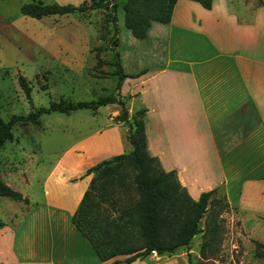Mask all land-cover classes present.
Returning a JSON list of instances; mask_svg holds the SVG:
<instances>
[{
    "label": "crops",
    "instance_id": "1",
    "mask_svg": "<svg viewBox=\"0 0 264 264\" xmlns=\"http://www.w3.org/2000/svg\"><path fill=\"white\" fill-rule=\"evenodd\" d=\"M26 1L0 0V47L14 54L45 40L39 22L51 15L23 14ZM127 34L124 49L122 34L116 48L120 62L126 73L141 72L125 76L120 92L147 108L149 151L164 169L176 170L194 198L216 187L243 219L264 214V0H212L209 8L176 0L168 22L153 20L142 38ZM117 113L47 166L39 195L18 189L29 178L3 175L29 207L0 228V264H103L136 249L137 231L123 243L103 228L107 205L90 185L104 166L87 172L131 148L120 123L111 120ZM117 264L145 263L139 256Z\"/></svg>",
    "mask_w": 264,
    "mask_h": 264
},
{
    "label": "rangeland",
    "instance_id": "2",
    "mask_svg": "<svg viewBox=\"0 0 264 264\" xmlns=\"http://www.w3.org/2000/svg\"><path fill=\"white\" fill-rule=\"evenodd\" d=\"M92 1L81 0L78 4ZM113 1H116V6H113ZM123 1L111 0L108 6H95L82 12L48 15L39 22V31L45 40L37 39L39 44L34 42L33 51L28 52L29 48H26L25 53L14 54L7 47H0V116L7 119L14 113L25 114L34 107L48 105L60 98L89 100L115 93L114 48L119 46L122 34L123 50L127 44V33L131 34L123 21ZM114 11L117 14V31L112 20ZM51 19L53 22L50 24ZM114 36L119 38L117 45L113 44ZM97 45L101 46L99 55L106 62L95 68ZM123 64L126 69L131 68L126 59ZM19 73L26 75L29 81L31 100L18 82ZM126 105L129 116L140 106L138 99L133 97L127 98ZM115 108L119 112L118 103L97 108L82 107L69 113L53 110L42 113L37 120L14 123L13 138L0 147V177L3 180V175L29 178L30 184L22 181L17 188L21 191L28 188L30 193L39 195L38 179L47 166L78 137L108 122L110 119L107 117ZM111 120L120 123L125 139L128 123L115 116ZM213 195L211 206L200 220L202 230L192 237L188 246L165 252L159 258L147 254L140 256L144 263L264 264V252L257 254L255 244L256 240L264 243V214L245 215L243 219L242 215L230 209L228 203H224L220 191L216 190ZM28 207L25 200L0 194V220L3 224L17 222ZM206 225H215V229L205 231ZM204 240L209 241L205 248L208 257L200 253Z\"/></svg>",
    "mask_w": 264,
    "mask_h": 264
},
{
    "label": "trees",
    "instance_id": "3",
    "mask_svg": "<svg viewBox=\"0 0 264 264\" xmlns=\"http://www.w3.org/2000/svg\"><path fill=\"white\" fill-rule=\"evenodd\" d=\"M111 0H94L89 4H73L70 2H44L42 0H30L23 2L19 9L23 14L40 18L48 14H63L75 11H85L95 6H108ZM204 7H211L212 0H196ZM176 0H124L123 21L132 34L137 38L146 36L147 30L153 20L168 22L171 19L172 10ZM113 1V6H116ZM114 30L117 31V14L112 13ZM117 45L119 38H112ZM101 46H96L95 68L106 61L99 55ZM115 70L117 75L115 84L116 92L101 95L89 100H71L60 98L52 100L48 105L34 107L27 113L12 114L4 119L0 116V147L7 140L13 138L12 126L16 122L37 120L44 113L53 110L69 113L72 110L91 107L109 102L119 104L117 119L128 123V131L125 139L131 148L127 151L112 154L102 158L87 168V172L94 168L104 166L102 177L98 182L90 185V192L98 196L107 205L104 215L103 228L123 243H130L132 232H138V244L123 258H114L103 264H117L119 262H131L139 256L146 255L152 248L159 253L173 252L181 246H188L192 237L202 230L201 218L206 214L217 188L204 190L197 198H194L183 185L175 169L166 170L161 165L159 158L148 149V141L145 127V113L147 108L140 105L129 116L126 105L127 98L120 92V87L125 76H136L139 72L126 73L120 62L119 51L114 48ZM18 82L25 95L30 100L31 86L23 73L18 74ZM0 194L14 199L27 200L23 193L8 184L0 177ZM224 198V197H223ZM224 203L227 201L224 198ZM215 215V213H212ZM3 221L0 220V226ZM215 225H206L205 231L214 228ZM209 241L201 244L200 253L208 257L205 250ZM256 252H264V243L256 240ZM191 264V263H190Z\"/></svg>",
    "mask_w": 264,
    "mask_h": 264
},
{
    "label": "built area",
    "instance_id": "4",
    "mask_svg": "<svg viewBox=\"0 0 264 264\" xmlns=\"http://www.w3.org/2000/svg\"><path fill=\"white\" fill-rule=\"evenodd\" d=\"M147 255L150 257L159 258L160 253L155 248H152Z\"/></svg>",
    "mask_w": 264,
    "mask_h": 264
}]
</instances>
